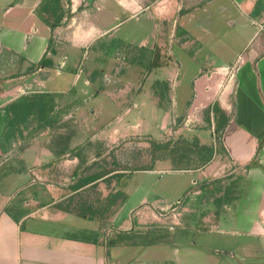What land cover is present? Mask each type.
I'll list each match as a JSON object with an SVG mask.
<instances>
[{
	"label": "crops",
	"instance_id": "0c3cea01",
	"mask_svg": "<svg viewBox=\"0 0 264 264\" xmlns=\"http://www.w3.org/2000/svg\"><path fill=\"white\" fill-rule=\"evenodd\" d=\"M236 1L241 9L239 17L247 19L251 24L264 20V5L252 12L255 5L260 3L258 0ZM9 2L11 3L3 6V10L0 5V49L19 58L20 66L25 69L26 74L3 92L2 98H10L5 101V106L27 97L29 89H35L31 91L32 95H49L51 104L47 114L49 126L40 129L28 145L20 144L26 133L22 127L11 129L7 124L0 130V264L160 262L154 261L153 255L149 254L153 246H128L122 243L105 246L102 236L90 237L91 228L99 223L92 219L95 211L88 210L89 202L99 204L105 200V193H98L94 198L95 194L92 195L88 189L95 185L99 189L106 183V179L114 178L117 181V177H114L116 173L84 177L78 174L81 171L79 168L91 164L92 161L87 158L90 151L98 147L100 150L109 147L101 141L102 137L116 141L127 136H145L152 140L156 138V141L168 133L171 112L176 116L184 112L188 121L194 111H202L214 103L229 118L220 138L224 158L222 161L217 160L218 152L214 149L209 163L197 170H184V173H187L191 178L190 183L195 186L213 176L216 169L225 167L232 169L230 175L239 168L244 169L247 180H251L252 175H258L256 180H262L258 203L254 210H247V215L252 218L249 220V230L242 236L249 241L236 248L226 244L217 253L230 260L240 258L241 261H248L257 257L263 260L260 264H264V100L258 101L257 97L251 96V90L249 95L237 81V72L242 68L239 66L247 64L250 72L253 70L256 74L257 88L264 98V53L251 50L247 57H238L237 63L233 65L231 79L225 83L207 84L203 81L204 77H197L196 74L191 82L190 99H183L181 102L178 88L183 82L179 80L178 65L175 69L177 73L169 66L161 67L150 71L145 79L138 80L137 68L125 64V74L118 79L89 82L88 76L95 71L89 68L92 67L90 64L80 66L77 56L83 53L82 49L88 41L108 33L117 25L107 31L92 25L81 30L71 40V46H63L64 51H60V46L59 50L58 47L54 48V53L51 54L47 53L49 31L32 15L39 3L36 0L33 3L32 0ZM115 4L126 13L132 11L134 6V3H122L121 0H117ZM217 9L223 11V7L219 6ZM12 13L21 14L13 23L7 19ZM151 37L130 46L143 52L151 42H155L156 35ZM44 55L51 61V67H40L29 72L30 67L36 66ZM194 55L190 59L198 62L199 55ZM209 60V66H216L211 58ZM120 66L117 64V68ZM199 66V71H202V64ZM261 66L262 73L259 71ZM217 67L216 71L230 69L226 65ZM76 68L79 71H74ZM98 70L106 72L101 65H98ZM43 74L48 75L43 79ZM54 76L63 77V81L54 82ZM1 113L6 120L10 119L5 108ZM74 116L84 121L76 132L59 126L64 120ZM213 147L215 148V144ZM251 163L254 166L249 168ZM151 164L146 170L136 171H145V176L149 178L158 173L153 169L159 171L163 170L161 165L165 166L163 163ZM72 173L74 176L71 175L69 183H66V175ZM93 176L96 179L91 182L90 178ZM152 184L151 181L150 185ZM134 185L133 182L129 184V191L125 192L129 199L139 194V191L133 192ZM157 199L154 207L160 208L161 203L165 207L169 205V201L164 198ZM146 201L151 200L138 197V204ZM221 227L213 225L209 232L234 235L233 232L223 231Z\"/></svg>",
	"mask_w": 264,
	"mask_h": 264
},
{
	"label": "rangeland",
	"instance_id": "374dc122",
	"mask_svg": "<svg viewBox=\"0 0 264 264\" xmlns=\"http://www.w3.org/2000/svg\"><path fill=\"white\" fill-rule=\"evenodd\" d=\"M9 1L0 0L1 9L10 4ZM14 1L16 0H12V3ZM121 1L134 3L132 11L126 13L117 8V0H36L39 4L33 9L32 15L49 31L52 49L58 47L59 50L62 46L60 51H64L63 46H71V40L81 30L95 25L107 31L117 25L108 33L88 41L82 49L83 53L77 56L80 66L90 64L92 67L89 68L95 71L88 76L89 82L118 79L125 74V64L137 68L138 80L145 79L152 70L168 66L175 70L178 65L179 80L183 82L178 88L181 102L183 99H190L191 82L196 74L197 77H204L203 81L207 84L225 83L231 79L233 65L237 63L238 57H247L251 50L264 53V20L251 24L247 19L239 17L241 9L236 0ZM257 2L260 3L255 5L253 13L264 5V0ZM229 3L232 5H228ZM219 6L223 7L222 12L217 9ZM20 16L21 14L12 13L7 19L13 23ZM54 25L56 27L52 29L51 26ZM153 35H156L155 42H151L143 52L130 46L145 38L151 39ZM181 47L182 51L179 52ZM195 53L199 55L198 62L190 59ZM209 58L216 66H209ZM20 64L19 58L0 49V130L7 124L11 129L22 127L26 133L20 144L28 145L40 129L49 126L50 120L46 114L43 117L35 114L18 126L15 121L10 122L2 115V109L7 107L5 101L10 99L2 98L3 92L26 74ZM117 64L121 66L117 68ZM200 64L202 71H199ZM98 65L105 68L106 72H99ZM221 65L230 69L216 71L215 68ZM239 68L237 81L241 88L249 95L251 90V96L257 97L258 101L264 100L257 88L254 71L251 69V74L247 64H241ZM74 71H79V68ZM259 71L262 73V66ZM47 75L43 74L41 78L44 79ZM53 81L62 82L63 77L54 76ZM29 91L27 97L33 96L31 91L35 89ZM203 110L194 111L188 121L184 112L177 116L171 112L168 133L156 141V138L152 140L145 136H127L116 141L102 137L101 141L109 147L105 150L98 147L90 151L87 158L92 161L91 164L80 167L78 174L85 177L116 173L114 177H117V181L109 178L101 188L98 189L95 185L88 189L92 195L95 194L94 198L98 193H105V200L99 204L89 202L88 210L95 211L92 219L99 223L91 228L90 237L102 236L105 246L120 243L128 246H153L149 254L153 255L154 261H160L156 264L263 262L257 257L248 261H241L240 258L230 260L217 253L226 244L236 248L249 241L242 236L249 230V220L252 218L247 215V210H254L258 203L262 184V180H256L258 175H252L251 180H247L244 169L239 168L230 175L232 169L225 167L216 169L213 176L195 186L190 183L191 178L187 173L175 170L198 166L200 147L215 144L217 160L222 161L224 158L220 142H217L218 135L214 133L213 119L211 125H208L203 119ZM83 124L82 119L74 116L64 120L59 126L76 132ZM166 143L169 144L166 151H156L153 148V145ZM151 162L163 163L165 166L161 165L163 170L153 169L158 173L148 176L149 178L145 176V171H136L146 170L152 165ZM252 166L253 163L249 168ZM71 175L74 176L73 173L66 175V183H69ZM151 181L153 187L150 185ZM132 182L136 185L133 192L139 191V194L129 199L125 192ZM140 196L151 201L143 202L145 205L138 204ZM157 197L169 201V205L165 207L161 203L160 208L154 207ZM217 224L222 226L223 231L233 232L234 235L225 236L224 232L219 231L210 233L211 226ZM262 243L264 245V241Z\"/></svg>",
	"mask_w": 264,
	"mask_h": 264
},
{
	"label": "trees",
	"instance_id": "16d2710c",
	"mask_svg": "<svg viewBox=\"0 0 264 264\" xmlns=\"http://www.w3.org/2000/svg\"><path fill=\"white\" fill-rule=\"evenodd\" d=\"M56 27V25L51 26L53 29ZM54 53V50L52 49V41L49 39L48 41V48L47 53ZM40 67L43 68H50L51 67V61L47 59L46 55L42 57V59L39 61V63L34 66L32 65L29 69V72L34 71L35 69H39ZM50 99L49 95L41 94V95H33L31 97H25L19 99L17 102L7 106L5 108V113L10 115V122L15 121L14 123H23L28 117L38 114L40 117H43L45 114L47 115L50 110ZM203 119L208 124L211 125V120L213 119L214 122V133H217L218 138L217 142H220V138L223 134L224 129L226 128L229 118L228 116L220 109L219 105L217 103H214L211 106H208L203 110ZM196 141V140H195ZM197 143V142H195ZM155 146V147H154ZM195 146V145H194ZM197 146H199L197 144ZM169 144H157L153 145V148L156 151H166L168 149ZM196 147V146H195ZM200 164L196 167H193L191 170H197L199 167L209 163L214 155V147H200ZM175 170H190V169H175ZM96 179V176H93L90 178L93 182V180Z\"/></svg>",
	"mask_w": 264,
	"mask_h": 264
}]
</instances>
